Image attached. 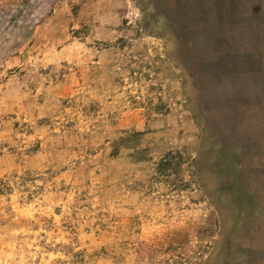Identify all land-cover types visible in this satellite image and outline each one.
I'll return each instance as SVG.
<instances>
[{
	"label": "rangeland",
	"instance_id": "374dc122",
	"mask_svg": "<svg viewBox=\"0 0 264 264\" xmlns=\"http://www.w3.org/2000/svg\"><path fill=\"white\" fill-rule=\"evenodd\" d=\"M0 264H264V0H0Z\"/></svg>",
	"mask_w": 264,
	"mask_h": 264
}]
</instances>
